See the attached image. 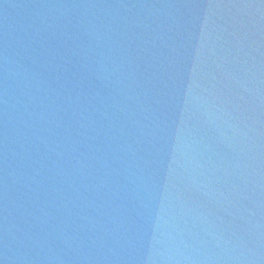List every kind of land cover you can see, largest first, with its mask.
I'll list each match as a JSON object with an SVG mask.
<instances>
[{"label":"water","instance_id":"95a60500","mask_svg":"<svg viewBox=\"0 0 264 264\" xmlns=\"http://www.w3.org/2000/svg\"><path fill=\"white\" fill-rule=\"evenodd\" d=\"M0 264H264V0H0Z\"/></svg>","mask_w":264,"mask_h":264}]
</instances>
